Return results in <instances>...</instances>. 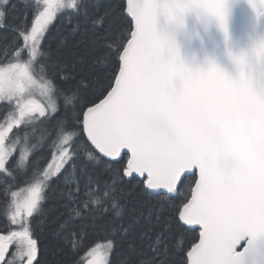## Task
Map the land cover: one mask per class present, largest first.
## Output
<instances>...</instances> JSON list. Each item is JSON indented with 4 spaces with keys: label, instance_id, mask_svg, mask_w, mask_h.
Returning <instances> with one entry per match:
<instances>
[{
    "label": "snow or ice",
    "instance_id": "1",
    "mask_svg": "<svg viewBox=\"0 0 264 264\" xmlns=\"http://www.w3.org/2000/svg\"><path fill=\"white\" fill-rule=\"evenodd\" d=\"M189 12L227 38V0H0V264H264V42L192 70Z\"/></svg>",
    "mask_w": 264,
    "mask_h": 264
},
{
    "label": "water",
    "instance_id": "2",
    "mask_svg": "<svg viewBox=\"0 0 264 264\" xmlns=\"http://www.w3.org/2000/svg\"><path fill=\"white\" fill-rule=\"evenodd\" d=\"M226 26L227 38L214 20L189 12L179 25L158 17L156 29L172 42L179 59L190 69H203L211 61L225 74L235 76L229 53L249 52L264 42V14L254 11L249 0H227Z\"/></svg>",
    "mask_w": 264,
    "mask_h": 264
},
{
    "label": "trees",
    "instance_id": "3",
    "mask_svg": "<svg viewBox=\"0 0 264 264\" xmlns=\"http://www.w3.org/2000/svg\"><path fill=\"white\" fill-rule=\"evenodd\" d=\"M59 37V33H57L56 28L52 27L51 33H50V43L53 47H55L56 39ZM20 44L22 46L23 41L21 39ZM49 161H51V156H49ZM7 223L8 228L16 229L18 226L12 225L10 222L6 221L3 217H0V232H5L7 229L5 228V224Z\"/></svg>",
    "mask_w": 264,
    "mask_h": 264
},
{
    "label": "rangeland",
    "instance_id": "4",
    "mask_svg": "<svg viewBox=\"0 0 264 264\" xmlns=\"http://www.w3.org/2000/svg\"><path fill=\"white\" fill-rule=\"evenodd\" d=\"M51 162V161H50ZM16 226H18V225H16Z\"/></svg>",
    "mask_w": 264,
    "mask_h": 264
}]
</instances>
